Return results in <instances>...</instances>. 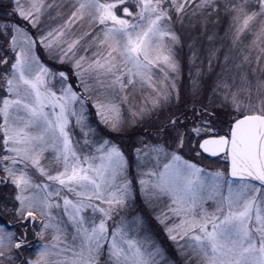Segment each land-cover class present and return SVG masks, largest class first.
Wrapping results in <instances>:
<instances>
[{
	"label": "snow or ice",
	"instance_id": "obj_1",
	"mask_svg": "<svg viewBox=\"0 0 264 264\" xmlns=\"http://www.w3.org/2000/svg\"><path fill=\"white\" fill-rule=\"evenodd\" d=\"M190 7L205 21L227 13L231 46L208 50L206 103L203 61L190 71L194 102L179 111L174 25ZM137 125L129 156L109 134ZM204 154L225 167L207 170ZM0 184L14 188L0 194V264H178L151 239L137 185L186 264H264V0H8Z\"/></svg>",
	"mask_w": 264,
	"mask_h": 264
},
{
	"label": "rangeland",
	"instance_id": "obj_2",
	"mask_svg": "<svg viewBox=\"0 0 264 264\" xmlns=\"http://www.w3.org/2000/svg\"><path fill=\"white\" fill-rule=\"evenodd\" d=\"M26 2V0H24ZM47 3H55V4H63L68 5L71 0H46ZM170 2V0H169ZM8 3V0H0V16L4 13V5ZM54 19L49 20L47 14L45 16V23L51 25L52 27L57 26L58 24L62 23L65 18V13L68 11L67 7L62 8H53L48 10ZM60 13V15H57ZM192 8H188L186 13L184 14V23L181 25L179 22L175 23L174 28L181 37L182 45L177 46V59L181 65V76L177 80V84L180 90L181 95V102L178 105L179 111L185 110V105H191L193 100V93H192V83L190 79V71L192 77H197V71L201 67V62L203 61V69L205 75L197 77L200 80H203L204 85L201 89L203 95L199 97L198 102H207V88L211 84V80L208 78L207 75V54L210 47L220 48L221 52H225L231 46V39L229 36L231 19L227 13L221 11L219 17L213 16L211 19L205 21L204 17L200 15L192 16ZM175 12H173V16L175 17ZM76 35L80 34V28L77 26L74 29ZM212 36L213 40H209L208 37ZM251 35H245L243 38V47L250 43ZM193 52L196 53V59L194 61H190V58L193 56ZM78 55H92V51H88L85 53L84 48L81 47L79 50ZM39 56L44 64L47 66L54 68V69H62L65 71H71V64H58L54 60L50 59L47 54L45 53L44 49H39ZM221 59L223 57L221 56ZM253 66H255L253 64ZM219 69L217 68V71ZM75 77H73V80ZM58 88V85H57ZM104 99V97H101ZM141 99L139 93H137V100ZM175 104V101L173 102ZM89 107H91L89 105ZM172 111H177V107H173ZM189 115H191L189 113ZM120 118L124 121H130L132 119L130 110L128 105H122L120 111ZM156 119V116L153 115L151 120L146 121V124H151ZM89 122L92 126L96 127H103L99 125V121L95 115V110L92 109L89 113ZM144 127L137 125L136 127H129L126 130L119 134H109L110 138L117 143L121 148L129 154L131 152V146L135 142L137 136L143 134ZM131 158V157H130ZM203 164L205 165L207 170H215L219 168L225 167V163L222 158H218L216 160H209L207 158L204 159ZM14 193V188L9 184L7 186L0 184V194L7 193L9 191ZM136 201H135V208L137 211L143 213V215L148 220L150 229L149 235L151 239L162 247L165 251V254L169 260H175L178 264H186V262L181 258V256L177 253L176 244L168 239L167 234L165 233L163 226L158 224L152 212H159L161 207H156L154 210L149 209L145 204L144 201L140 198L139 188L137 185L136 190ZM212 207H209V211H212ZM62 211V209H61ZM90 214V213H89ZM143 235V233H142ZM180 244H183L184 241H179ZM34 258V257H33Z\"/></svg>",
	"mask_w": 264,
	"mask_h": 264
},
{
	"label": "water",
	"instance_id": "obj_3",
	"mask_svg": "<svg viewBox=\"0 0 264 264\" xmlns=\"http://www.w3.org/2000/svg\"><path fill=\"white\" fill-rule=\"evenodd\" d=\"M204 155H206L208 158H210V159H215L214 157H209L207 154H204Z\"/></svg>",
	"mask_w": 264,
	"mask_h": 264
}]
</instances>
